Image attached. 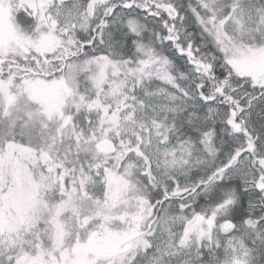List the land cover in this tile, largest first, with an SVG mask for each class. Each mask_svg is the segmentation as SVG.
I'll return each mask as SVG.
<instances>
[{"label": "snow or ice", "instance_id": "6c2138e0", "mask_svg": "<svg viewBox=\"0 0 264 264\" xmlns=\"http://www.w3.org/2000/svg\"><path fill=\"white\" fill-rule=\"evenodd\" d=\"M0 264H264V0H0Z\"/></svg>", "mask_w": 264, "mask_h": 264}]
</instances>
